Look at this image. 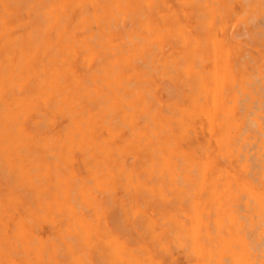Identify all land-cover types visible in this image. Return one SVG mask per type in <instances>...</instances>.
<instances>
[{"label":"bare ground","instance_id":"6f19581e","mask_svg":"<svg viewBox=\"0 0 264 264\" xmlns=\"http://www.w3.org/2000/svg\"><path fill=\"white\" fill-rule=\"evenodd\" d=\"M16 1L0 0V157L32 195L0 200V264H95L98 153L111 189L175 203L168 225L141 210L148 243L107 238L110 264H176L172 243L186 264H264V36L245 57L233 2L29 0L24 17ZM169 71L186 87L173 101L157 93ZM36 148L94 161L86 176L25 163Z\"/></svg>","mask_w":264,"mask_h":264},{"label":"rangeland","instance_id":"374dc122","mask_svg":"<svg viewBox=\"0 0 264 264\" xmlns=\"http://www.w3.org/2000/svg\"><path fill=\"white\" fill-rule=\"evenodd\" d=\"M28 1L29 0H21L19 3L20 13L24 17L28 16ZM231 1L233 2L234 7L239 15L238 19L247 18L248 21L247 24L249 25V27H246V25L242 22L243 20L237 22L238 19H232L228 21V25L230 26V31L236 34L237 38L240 40V43L245 48V57L249 58L251 56L250 54L254 53V46L256 44V40L264 36V25H261L264 24V0H261V4L255 3L254 0ZM16 2H18V0ZM261 5L263 6V8ZM133 22H136L135 18L131 19L130 17H126L120 23V26L123 27V29L125 30H130L134 25ZM94 31H97L95 27ZM170 49L171 48L169 45L164 46L165 51H169ZM172 73L173 72L169 71L167 74L162 75L160 77L156 76L158 91L157 93L162 98L168 101L180 99L181 92L186 89V87L182 85L179 76ZM177 91L179 92V94H177ZM85 156L86 155H82V153L77 150H73V153L70 154L68 151L61 149L57 150L48 148L46 150H41L39 148H36L32 150V153L29 157L30 159L25 163H30L31 161H34L36 163L44 162L51 166L55 163H58L67 171L69 169L74 170L75 172H79L82 175L86 176V174L88 173L87 167L90 166L94 160L88 156V158ZM96 157L95 161L97 163L98 168H102L99 171V182L101 183H99L97 187L94 186L93 190L98 195V198L101 202L100 206L97 207V218L99 222V229L102 234L100 236V242L97 241L95 245L94 239H92V247H86L85 250L93 254L95 264H110L111 259L108 255L107 246V240L110 236H116L119 238L120 241L134 246H136L137 243L140 241L148 243L149 232L147 231L145 226H143V215L141 213V210H146L149 213L151 212L154 217L158 218V221L161 222L162 220H164L162 214L173 212L175 208V203L173 204V202H165L160 197L158 198L157 195H152L149 192V194L147 192H141L142 196L144 195V197H139L138 200L134 202L130 198L129 193L126 191L124 179H121L120 182L117 183L115 189H111V166L108 163V157L100 153H98ZM154 180V177L152 178V180H148V184H153ZM89 184L91 185L90 182ZM9 190L15 194L17 192H21L22 195L27 198V200H30V196L32 195V192L30 191L28 185L25 182L19 183L16 178V175H14L11 170H9L8 165L5 163L3 157H0V200H2V197L7 195V192H9ZM167 193L170 194L169 192ZM134 208H138L140 212L134 213ZM56 219L57 215H55L54 219L48 217L44 218L43 220H38L37 228L43 238L58 240L56 239L57 225L53 224V221L56 223ZM245 220L246 222H248V217H245ZM46 221L50 223V226L46 223ZM166 225H168L167 221ZM61 248L62 251V245ZM171 248L175 256L174 258H177L176 264H186L187 258L185 257L183 252H181L179 248H175L173 243L171 244Z\"/></svg>","mask_w":264,"mask_h":264}]
</instances>
